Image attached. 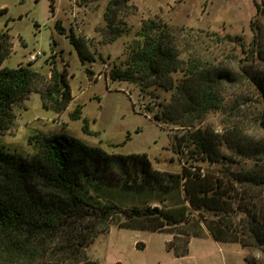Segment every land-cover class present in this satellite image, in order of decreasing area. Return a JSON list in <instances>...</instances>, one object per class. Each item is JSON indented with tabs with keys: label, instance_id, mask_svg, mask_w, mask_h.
Instances as JSON below:
<instances>
[{
	"label": "trees",
	"instance_id": "1",
	"mask_svg": "<svg viewBox=\"0 0 264 264\" xmlns=\"http://www.w3.org/2000/svg\"><path fill=\"white\" fill-rule=\"evenodd\" d=\"M129 2L108 4L105 17L111 41L126 31L118 16L133 6ZM255 3L257 15L264 18V0ZM251 31L249 43L243 35L219 39L233 43L235 62L230 65L206 59L195 46L183 56L185 50L169 38L167 25L147 20L124 66L112 73L113 78L145 86L159 82L171 91L157 118L186 129L185 136L177 137L178 144L190 147L196 154L192 158L210 164L204 172L184 168L185 198L178 204L123 208L110 197L112 188L101 185L102 174L114 166L126 174L130 163L141 162L140 175H144L151 169L146 153H109L65 133L36 136V151L28 155L0 146V264H102L90 258L86 249L96 235L98 220L113 216L125 217L122 227L175 233L167 249L177 257L187 256L191 239L206 232L218 242H238L264 251V134L252 131L253 126L264 129V34L255 20ZM69 37L80 59L89 60L82 39L73 32ZM13 47L11 34L1 32L0 132L10 130L15 105L33 92L40 94L44 108L55 113L65 111L74 99L68 69L61 70L55 62L49 78L32 62L2 67ZM213 110L227 116L223 133L197 128ZM81 115L80 107L72 113L73 119ZM84 128L88 130L87 125ZM224 142L232 154L221 150ZM137 185L153 190L146 177L127 178L122 186ZM195 212L199 218L193 226L190 216ZM180 224L190 227L171 229Z\"/></svg>",
	"mask_w": 264,
	"mask_h": 264
},
{
	"label": "rangeland",
	"instance_id": "2",
	"mask_svg": "<svg viewBox=\"0 0 264 264\" xmlns=\"http://www.w3.org/2000/svg\"><path fill=\"white\" fill-rule=\"evenodd\" d=\"M109 2L0 0V33L8 31L14 43L13 51L2 67L13 68L32 62L35 69L49 78L52 62H55L61 70L68 69L74 96L65 111L55 113L44 108L40 94L33 92L15 105L14 123L10 130L0 132V146L28 155L36 151V136L65 133L88 145L100 146L109 153H146L151 169L148 168L144 175H140L141 162L130 163L126 174L114 166L102 174L101 185L112 188L110 197L123 208L175 205L185 198L184 168L192 173L204 172L210 164L192 158L196 154L191 153L190 147L178 144L177 137L185 136L186 129L157 118L156 114L161 115L170 101L171 91L159 82L152 81L145 86L113 78L112 73L124 66L131 46L139 39V31L147 20L167 25L169 38L178 49L185 50L183 56L189 55L195 46L206 59L233 65V43L219 39L243 35L249 43L253 36L251 21L259 23L264 34V18L257 15L255 0H130L133 6L121 10L118 16V22L126 31L111 41L105 17ZM61 28L65 29L64 33ZM72 32L82 39L91 54L89 60L80 59L69 37ZM39 50L42 54L29 60L30 55ZM245 55L242 54L243 59ZM232 91L231 88L228 93ZM78 107L82 115L73 119L72 113ZM226 117L218 111H209L197 128L223 133ZM244 123L248 126L249 119L245 118ZM253 128L255 134H264V129ZM220 148L224 153L232 154L227 143ZM140 177H146L152 185L151 192L143 185L134 189L122 186L127 178L139 180ZM190 218L194 226L198 213ZM125 220L124 216L98 220L96 235L86 249L90 258L102 264H264V251L259 248L216 241L222 245L223 249H220L214 240L196 241L195 252L177 257L167 249L175 233L122 227ZM188 227L180 224L171 229L178 232ZM205 234L203 237L210 235ZM247 258H255L258 262L251 263Z\"/></svg>",
	"mask_w": 264,
	"mask_h": 264
},
{
	"label": "crops",
	"instance_id": "3",
	"mask_svg": "<svg viewBox=\"0 0 264 264\" xmlns=\"http://www.w3.org/2000/svg\"><path fill=\"white\" fill-rule=\"evenodd\" d=\"M168 240V239H167ZM201 240H214L213 239V237L211 236V235H209V236H206V237H203V238H195V239H192L191 240V244H190V253H189V255H187V256H190L193 252H195V250H194V245H195V243H196V241H201ZM215 241V240H214ZM216 242V241H215ZM217 244H218V246L220 247V249H223V247H222V245L220 244V243H218V242H216Z\"/></svg>",
	"mask_w": 264,
	"mask_h": 264
},
{
	"label": "built area",
	"instance_id": "4",
	"mask_svg": "<svg viewBox=\"0 0 264 264\" xmlns=\"http://www.w3.org/2000/svg\"><path fill=\"white\" fill-rule=\"evenodd\" d=\"M42 54V51H37V52H35L34 54H31L30 55V59L29 60H35V59H37V57L39 56V55H41Z\"/></svg>",
	"mask_w": 264,
	"mask_h": 264
}]
</instances>
